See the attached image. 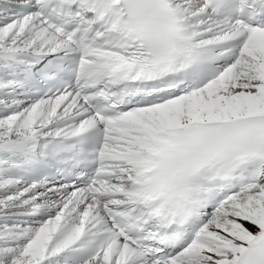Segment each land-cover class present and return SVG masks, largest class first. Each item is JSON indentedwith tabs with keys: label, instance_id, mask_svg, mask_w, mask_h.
<instances>
[{
	"label": "snow or ice",
	"instance_id": "snow-or-ice-1",
	"mask_svg": "<svg viewBox=\"0 0 264 264\" xmlns=\"http://www.w3.org/2000/svg\"><path fill=\"white\" fill-rule=\"evenodd\" d=\"M0 264H264V0H0Z\"/></svg>",
	"mask_w": 264,
	"mask_h": 264
}]
</instances>
